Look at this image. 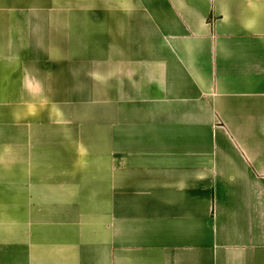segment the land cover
<instances>
[{
  "label": "crops",
  "instance_id": "crops-1",
  "mask_svg": "<svg viewBox=\"0 0 264 264\" xmlns=\"http://www.w3.org/2000/svg\"><path fill=\"white\" fill-rule=\"evenodd\" d=\"M0 264H264V0H0Z\"/></svg>",
  "mask_w": 264,
  "mask_h": 264
}]
</instances>
